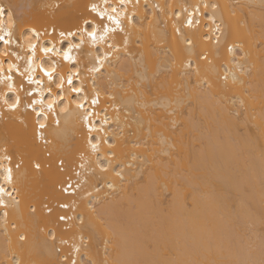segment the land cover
Returning <instances> with one entry per match:
<instances>
[{
	"label": "snow or ice",
	"instance_id": "6c2138e0",
	"mask_svg": "<svg viewBox=\"0 0 264 264\" xmlns=\"http://www.w3.org/2000/svg\"><path fill=\"white\" fill-rule=\"evenodd\" d=\"M226 7L213 0L163 6L149 0H0V233L6 264H95L93 247L110 243L97 209L112 195L106 189L128 182L132 161H146L125 149L154 147L153 122L162 125L175 115L155 112L162 106L156 94L174 70L180 87L210 91L229 117L247 115L256 84L249 53L225 21ZM148 29L182 41L188 58L177 65L164 48L146 45ZM259 43L264 48V37ZM149 54L159 58L154 72ZM260 76L264 119V69ZM136 108L153 109L149 139L141 138L144 121ZM182 128L170 131L182 134ZM223 143L217 136L204 146L197 165ZM169 147L186 146L173 141ZM209 196L223 207L230 203V195L219 198L216 189ZM168 197L185 220L197 218L194 195L178 190ZM40 234L43 250L55 259L24 261L8 252L13 235L23 253L36 250ZM240 264H264V248L258 262Z\"/></svg>",
	"mask_w": 264,
	"mask_h": 264
},
{
	"label": "bare ground",
	"instance_id": "6f19581e",
	"mask_svg": "<svg viewBox=\"0 0 264 264\" xmlns=\"http://www.w3.org/2000/svg\"><path fill=\"white\" fill-rule=\"evenodd\" d=\"M179 1L149 0V3L179 5ZM198 2L188 0V3ZM215 2L227 5L225 21L234 39L243 43L249 53L248 63L256 84L255 99L250 101L249 112L243 119L229 117L220 111L210 91L180 87L176 69L156 94L162 106L155 109L157 117L166 112L175 115L162 125L153 122L150 139L147 129L148 121L154 120L150 115L153 109L147 112L135 109L144 121L141 138L149 139L154 147L125 149L143 155L146 161H132L134 167L126 170L128 182L117 185L115 190L106 189L112 195L97 211L105 222L99 227L110 243L93 247L90 255L95 264H184L190 261L240 264L245 260L258 262L261 259L264 248V119L259 85L264 69V48L259 42L264 37V0ZM144 36L146 45L157 44V48H164L177 65L189 56L187 46L171 35L165 39L161 31L148 29ZM201 47L197 38V50ZM158 63L159 58L149 54L150 72L156 70ZM181 125L182 134L170 131ZM217 136L224 141L220 151L213 156L210 149L207 162L197 165L198 153L210 141L214 143ZM173 141L182 142L186 147L173 149L169 147ZM165 151L171 154L164 155ZM212 189L217 190L219 198L230 195L227 207L209 196ZM178 190L184 196L194 195L199 201L195 220H185L176 201L168 197ZM22 212L27 216L26 206L22 207ZM42 235L36 241L35 251L20 253L15 235L7 250L9 253L17 251L24 261L55 259V255L49 257L43 250ZM5 240L0 233V262L6 264Z\"/></svg>",
	"mask_w": 264,
	"mask_h": 264
},
{
	"label": "rangeland",
	"instance_id": "374dc122",
	"mask_svg": "<svg viewBox=\"0 0 264 264\" xmlns=\"http://www.w3.org/2000/svg\"><path fill=\"white\" fill-rule=\"evenodd\" d=\"M179 1V0H178ZM234 0H231V2H233ZM180 3H184L185 2V0H182V1H179ZM187 2H188V0H187ZM213 2H215V0H213ZM151 40H152V43L154 42V39L153 38H151ZM155 46L156 47H159V45H157V44H155ZM157 112H160V109L159 110H156ZM107 191V190H106ZM107 192H109V191H107ZM114 194V193H113Z\"/></svg>",
	"mask_w": 264,
	"mask_h": 264
},
{
	"label": "built area",
	"instance_id": "2783aa9c",
	"mask_svg": "<svg viewBox=\"0 0 264 264\" xmlns=\"http://www.w3.org/2000/svg\"><path fill=\"white\" fill-rule=\"evenodd\" d=\"M77 243H78V241H77ZM65 251H67V246H65Z\"/></svg>",
	"mask_w": 264,
	"mask_h": 264
}]
</instances>
